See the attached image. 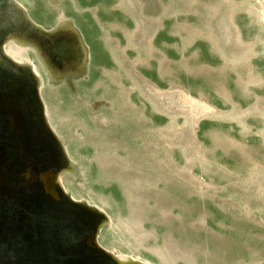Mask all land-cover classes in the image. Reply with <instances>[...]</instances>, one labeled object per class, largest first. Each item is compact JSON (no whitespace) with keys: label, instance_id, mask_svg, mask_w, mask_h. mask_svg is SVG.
I'll list each match as a JSON object with an SVG mask.
<instances>
[{"label":"rangeland","instance_id":"obj_1","mask_svg":"<svg viewBox=\"0 0 264 264\" xmlns=\"http://www.w3.org/2000/svg\"><path fill=\"white\" fill-rule=\"evenodd\" d=\"M0 264H264V0H0Z\"/></svg>","mask_w":264,"mask_h":264},{"label":"bare ground","instance_id":"obj_2","mask_svg":"<svg viewBox=\"0 0 264 264\" xmlns=\"http://www.w3.org/2000/svg\"><path fill=\"white\" fill-rule=\"evenodd\" d=\"M53 176H54L53 174H47V176L44 177L45 185H46L47 189L50 190V191L54 190V188H53V184H54V182H53L54 180L53 179H54V177Z\"/></svg>","mask_w":264,"mask_h":264}]
</instances>
